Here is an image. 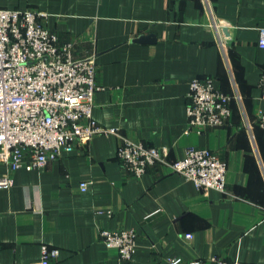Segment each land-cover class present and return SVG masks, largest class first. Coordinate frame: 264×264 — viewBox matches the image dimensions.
<instances>
[{"label":"crops","instance_id":"crops-1","mask_svg":"<svg viewBox=\"0 0 264 264\" xmlns=\"http://www.w3.org/2000/svg\"><path fill=\"white\" fill-rule=\"evenodd\" d=\"M0 7L47 13L58 44L93 55L92 116L114 133L97 134L72 153L35 168L0 163V264H31L42 245L51 264H196L217 255L264 264V0H0ZM153 35L152 42L135 41ZM213 77L231 96V117L204 133L185 132L190 82ZM128 139L166 152L206 147L227 165L226 193L200 190L164 163L135 178L116 158ZM81 181H88L85 190ZM135 231L123 261L99 230ZM191 237L187 238L186 234Z\"/></svg>","mask_w":264,"mask_h":264},{"label":"built area","instance_id":"built-area-1","mask_svg":"<svg viewBox=\"0 0 264 264\" xmlns=\"http://www.w3.org/2000/svg\"><path fill=\"white\" fill-rule=\"evenodd\" d=\"M46 18L43 11L0 7V163L9 170L43 166L62 153H72L97 134L115 132L98 125L92 116L95 94L103 88L96 81L94 56L74 57L72 44H58L57 34L45 25ZM258 44L264 47V27L259 29ZM258 85L264 102V73ZM187 98L186 133H204L225 125L231 117V96L216 87L211 76L192 79ZM256 123L264 130V108L258 111ZM116 158L135 178L150 166L164 163L200 190L227 192V165L206 147L188 146L183 158L168 162L162 149L123 139ZM11 183L10 176L0 177V188ZM88 184L81 181L79 185L85 190ZM99 237L123 261L132 258L135 231L101 228ZM58 251L42 245L41 258L31 264H51ZM169 261L178 264L180 259ZM193 263L241 264L217 255Z\"/></svg>","mask_w":264,"mask_h":264},{"label":"water","instance_id":"water-1","mask_svg":"<svg viewBox=\"0 0 264 264\" xmlns=\"http://www.w3.org/2000/svg\"><path fill=\"white\" fill-rule=\"evenodd\" d=\"M135 41L138 42H152L154 41V36L153 35H140L139 37H137L136 39H134Z\"/></svg>","mask_w":264,"mask_h":264}]
</instances>
